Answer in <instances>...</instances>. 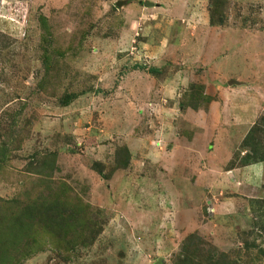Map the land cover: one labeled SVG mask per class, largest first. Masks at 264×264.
<instances>
[{"label": "rangeland", "instance_id": "rangeland-1", "mask_svg": "<svg viewBox=\"0 0 264 264\" xmlns=\"http://www.w3.org/2000/svg\"><path fill=\"white\" fill-rule=\"evenodd\" d=\"M252 147L264 0H0V264H264Z\"/></svg>", "mask_w": 264, "mask_h": 264}, {"label": "trees", "instance_id": "trees-1", "mask_svg": "<svg viewBox=\"0 0 264 264\" xmlns=\"http://www.w3.org/2000/svg\"><path fill=\"white\" fill-rule=\"evenodd\" d=\"M251 131L252 132L253 131H258V129L256 127H254V128L251 129ZM256 154H257V156H256ZM245 157H246V159H252L254 163L255 162H263L264 161V150H263L262 153H259V151L257 149H255L254 147H252L251 155H246ZM44 165H46V164L44 163ZM13 203H15V206L17 207V209H19V210L16 209L17 211L15 210L13 212L21 213L22 210L24 209V206L21 207L22 203L16 202V201H13ZM13 212H11V213L8 214V213H2V210H1V212H0V224H2L3 221L6 222L7 224H9V220L11 221L15 217V214H12ZM23 212H22V214H23ZM17 226L19 227V229H21L22 228V223L19 221L17 223ZM184 261H185V257L181 260V262H184Z\"/></svg>", "mask_w": 264, "mask_h": 264}, {"label": "crops", "instance_id": "crops-1", "mask_svg": "<svg viewBox=\"0 0 264 264\" xmlns=\"http://www.w3.org/2000/svg\"><path fill=\"white\" fill-rule=\"evenodd\" d=\"M258 164H260V163H256V164H251V165H247V166H244L243 168H241V169H244V170H249V171H251L253 168H256V169H258ZM255 169V170H256ZM248 171V172H249Z\"/></svg>", "mask_w": 264, "mask_h": 264}]
</instances>
